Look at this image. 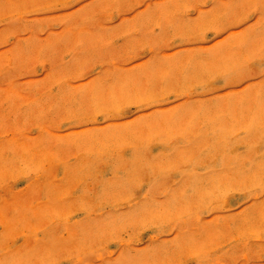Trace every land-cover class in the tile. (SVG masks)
Returning a JSON list of instances; mask_svg holds the SVG:
<instances>
[{
  "label": "rangeland",
  "instance_id": "obj_1",
  "mask_svg": "<svg viewBox=\"0 0 264 264\" xmlns=\"http://www.w3.org/2000/svg\"><path fill=\"white\" fill-rule=\"evenodd\" d=\"M0 264H264V0H0Z\"/></svg>",
  "mask_w": 264,
  "mask_h": 264
}]
</instances>
